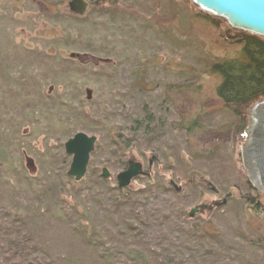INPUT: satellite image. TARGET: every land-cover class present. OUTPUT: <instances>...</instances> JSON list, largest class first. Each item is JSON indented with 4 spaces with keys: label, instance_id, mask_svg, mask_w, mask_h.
Segmentation results:
<instances>
[{
    "label": "rangeland",
    "instance_id": "obj_1",
    "mask_svg": "<svg viewBox=\"0 0 264 264\" xmlns=\"http://www.w3.org/2000/svg\"><path fill=\"white\" fill-rule=\"evenodd\" d=\"M97 1L87 0V10L79 15L68 8L70 0H0L3 217L26 215L37 240L46 244L59 263L109 264L81 247L77 232L58 218L62 208L75 211L73 192H90L89 182L98 175L120 190H136L159 179L165 184L163 189H172L163 194L165 200L175 195L173 191H181L188 216L191 208L199 207L189 218L205 225L213 219L219 226L223 246H215L223 251L220 264H264V194L249 179L244 166V133L240 138L231 111L216 96L220 79L207 70L214 56L238 57L239 45L226 40L230 26L204 12L221 26L201 17H186L184 9L191 15L201 12L190 0H100V7ZM174 26L182 38L174 37ZM143 53L155 55L148 59L150 67L136 60ZM186 61L194 66L183 65ZM134 68L138 76L133 74ZM189 74L195 76L191 87L185 84L183 91L177 90L176 77ZM129 82L139 86V95ZM139 96L167 108L166 120L173 118L176 124L178 118L199 119L198 138H190L189 146L199 139L222 165L212 164L214 159L192 161L185 153L179 156L184 161L181 164L171 157L160 159L150 151L143 157L128 151L127 164L121 165L115 147L128 120L122 119L121 106L128 109L131 100L135 103ZM77 132L94 136L96 142L85 176L75 181L67 173L72 156L64 145ZM193 157L200 158L199 154ZM132 160L141 163L148 175L136 176L121 188L117 175ZM103 168L109 173L106 179ZM238 170L247 177L248 187L236 177ZM187 175L197 180L196 186L185 184ZM74 182L85 184L74 189ZM101 235L97 241L105 243L112 262L131 263L123 242ZM207 255L212 264L214 257Z\"/></svg>",
    "mask_w": 264,
    "mask_h": 264
},
{
    "label": "trees",
    "instance_id": "obj_2",
    "mask_svg": "<svg viewBox=\"0 0 264 264\" xmlns=\"http://www.w3.org/2000/svg\"><path fill=\"white\" fill-rule=\"evenodd\" d=\"M96 5L98 7L102 5L100 0ZM184 14L194 20L201 17L209 20L213 25L221 26L218 20L198 10L191 15L189 10L184 9ZM173 28L174 37L182 38L180 29L175 26ZM225 34L230 44L239 45L238 57L217 59L214 56L207 70L220 79L215 88L216 96L223 106L231 111L237 122L236 133L241 138L248 122L249 109L264 98V39L251 33L236 32L228 27ZM150 56L155 55L143 53L137 56L136 60L140 63L145 61L146 66L150 67L148 60ZM186 63L192 64V61H186L183 65ZM190 67L189 70H195ZM131 70L134 75L137 73L135 76H138L137 69ZM194 77L193 74H189L188 77L186 75L176 77L177 83L174 82V87L183 91L185 84L186 87H191L190 82ZM130 84L139 95V86L136 87L129 82V87ZM169 87L171 88L172 84ZM157 103L153 99L147 102L139 96L135 103L131 100L128 109L124 107L125 105L121 106L122 119H128L124 126L125 132L121 131L117 136L119 140L115 147L118 159L122 158L121 165L127 164L128 151L131 153L135 151L140 157L150 151L158 158L169 160L171 157L181 164L184 161L179 159V156L185 153L192 161L214 159L212 164L219 167L222 165L211 148L207 149L199 139H195L196 148H192L194 146L191 144L189 146L190 138H198L195 132L201 125L199 119L178 118L176 124L173 118L166 120L167 108ZM175 128L178 130L175 131ZM192 153L193 156L199 154L200 158L195 159ZM236 177L248 187L247 177L242 170H238ZM156 180L158 181L155 184L147 183L136 190L130 188L120 190L116 186H110L108 180L98 175L89 182L92 186L90 192H86L87 194L73 192L75 196L72 206L76 210L69 209L67 212L63 207L62 214L58 218L77 232L81 247L85 248L89 255L98 254L109 264H115L116 261H111L112 253L105 248V243L100 244L97 241L102 239V232L105 237L109 234L124 244L132 243L128 246L123 244V248L130 253V264H211L206 259L207 254L214 257L212 264H220L223 251L215 246V243L223 246L220 242L223 240V233L220 232L219 226L214 224L213 219L207 220L209 224L205 225L203 222L189 218L181 191H173L175 195L165 200L163 194L167 189L169 191L172 189L167 186L163 189L165 184L162 180ZM184 182L190 188L197 185V180L191 175H187ZM82 184L85 183L74 182L72 188L76 189L75 187L83 186ZM255 193L259 195L256 191ZM22 215L14 214L4 218L0 211V264H66L52 258L50 251L46 249V244L37 240L32 225L25 218L26 215H23L24 217Z\"/></svg>",
    "mask_w": 264,
    "mask_h": 264
},
{
    "label": "water",
    "instance_id": "obj_3",
    "mask_svg": "<svg viewBox=\"0 0 264 264\" xmlns=\"http://www.w3.org/2000/svg\"><path fill=\"white\" fill-rule=\"evenodd\" d=\"M203 13L218 17L228 23L234 31L251 33L264 38V0H190ZM68 8L75 14L82 15L87 10L85 0H70ZM248 125L244 129L245 139L241 155L244 166L254 186L264 194V98L257 102L248 112ZM96 139L94 136L77 132L68 138L64 148L72 156L68 175L75 181L83 178L90 153L94 149ZM103 178L109 176L106 168L102 169ZM147 174L142 170L139 162L132 160L128 168L117 175L119 186H127L131 180L139 175ZM199 207L189 210V216L195 215Z\"/></svg>",
    "mask_w": 264,
    "mask_h": 264
},
{
    "label": "bare ground",
    "instance_id": "obj_4",
    "mask_svg": "<svg viewBox=\"0 0 264 264\" xmlns=\"http://www.w3.org/2000/svg\"><path fill=\"white\" fill-rule=\"evenodd\" d=\"M247 117H248V115H247ZM247 119H248V118H247ZM243 131H244V130H243ZM244 136H245V134H244ZM243 160H244V159H243ZM86 168H87V167H86ZM142 170L145 171V172L147 173V170L144 169V166H143V165H142ZM85 172H86V171H85ZM247 173H248V172H247ZM85 174H86V173H85ZM84 176H85V175H84ZM249 179H251L250 176H249Z\"/></svg>",
    "mask_w": 264,
    "mask_h": 264
},
{
    "label": "flooded vegetation",
    "instance_id": "obj_5",
    "mask_svg": "<svg viewBox=\"0 0 264 264\" xmlns=\"http://www.w3.org/2000/svg\"><path fill=\"white\" fill-rule=\"evenodd\" d=\"M86 2H87V0H86Z\"/></svg>",
    "mask_w": 264,
    "mask_h": 264
}]
</instances>
